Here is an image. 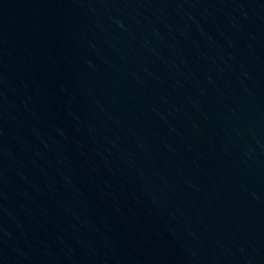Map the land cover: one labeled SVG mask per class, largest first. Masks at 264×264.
<instances>
[{"label":"water","instance_id":"95a60500","mask_svg":"<svg viewBox=\"0 0 264 264\" xmlns=\"http://www.w3.org/2000/svg\"><path fill=\"white\" fill-rule=\"evenodd\" d=\"M0 264H264V0H0Z\"/></svg>","mask_w":264,"mask_h":264}]
</instances>
